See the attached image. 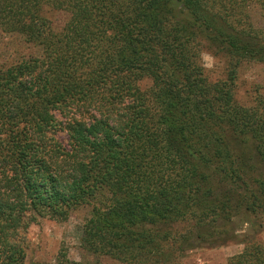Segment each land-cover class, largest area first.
<instances>
[{"label": "trees", "instance_id": "16d2710c", "mask_svg": "<svg viewBox=\"0 0 264 264\" xmlns=\"http://www.w3.org/2000/svg\"><path fill=\"white\" fill-rule=\"evenodd\" d=\"M254 9L264 0H0L19 53L0 64V264L22 261L14 234L33 214L84 205V258L180 264L248 224L228 264H264V96L235 98L241 63L264 61ZM203 42L226 54L222 79ZM57 264L99 261L61 248Z\"/></svg>", "mask_w": 264, "mask_h": 264}, {"label": "rangeland", "instance_id": "374dc122", "mask_svg": "<svg viewBox=\"0 0 264 264\" xmlns=\"http://www.w3.org/2000/svg\"><path fill=\"white\" fill-rule=\"evenodd\" d=\"M63 21V16L57 17V23ZM253 31L264 33L263 15L254 9L250 16ZM16 41L14 37L0 30V64L7 65L15 61L19 53H14ZM27 51V50H25ZM200 62L210 80L222 79L225 75L226 54L215 46L203 42L199 52ZM148 80L141 83L147 86ZM264 96V61L244 60L238 70L235 85V98L241 103H251L256 95ZM57 120L64 117L54 112ZM55 137L63 145L67 144L65 131H57ZM89 206H79L73 209L66 220H58L46 216L33 214V221L26 230H18L14 237L23 251L24 257L20 264H57L58 253L65 249L70 260H85L90 263L99 261V264H118L110 259L85 256L80 249L82 225L85 216L89 213ZM250 230L248 224L236 227L237 236L221 245L198 247L186 251L179 258L180 264H228V259L240 253L244 246L245 234ZM264 242V230L256 236Z\"/></svg>", "mask_w": 264, "mask_h": 264}]
</instances>
